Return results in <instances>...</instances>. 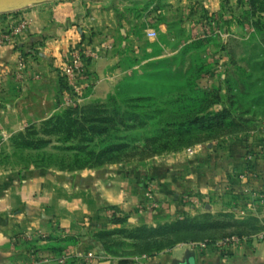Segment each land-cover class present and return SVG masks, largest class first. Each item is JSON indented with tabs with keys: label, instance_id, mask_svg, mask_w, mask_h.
Masks as SVG:
<instances>
[{
	"label": "rangeland",
	"instance_id": "374dc122",
	"mask_svg": "<svg viewBox=\"0 0 264 264\" xmlns=\"http://www.w3.org/2000/svg\"><path fill=\"white\" fill-rule=\"evenodd\" d=\"M62 1L0 12V21L11 20L0 46L18 54L13 82L31 89L0 112V173L113 167L135 176L91 220L100 246L80 252L69 246L73 237H56L10 264H172L200 243L264 234L254 164L264 145L249 144L264 139V0H78L76 21L24 52L17 37L19 27L28 34L25 13ZM91 10L110 13L112 27L77 30L56 63L60 77L48 80L27 65L35 45L76 30ZM72 49L83 64L75 87L60 81ZM235 142L244 146L242 161L227 154Z\"/></svg>",
	"mask_w": 264,
	"mask_h": 264
},
{
	"label": "crops",
	"instance_id": "0c3cea01",
	"mask_svg": "<svg viewBox=\"0 0 264 264\" xmlns=\"http://www.w3.org/2000/svg\"><path fill=\"white\" fill-rule=\"evenodd\" d=\"M77 1L64 0L53 5L30 8L25 13L31 20L28 34L23 35L25 29L19 27L17 40L18 44L23 45L21 49L26 52L34 40L53 34L60 23L76 21ZM8 21L11 22L0 21V29ZM105 23L112 27L110 13L91 10L86 17L79 19L78 28L73 26L76 30L67 28L61 31L60 38H48L43 45H35L36 51H31L33 54L27 56V65L48 80L60 77L56 63L70 44L76 41L77 36L82 31L87 32L85 25L101 26ZM77 30L82 31L77 33ZM17 62L18 54L15 50L10 46H0V112L18 107L31 92L29 87L25 89L21 81L17 84L13 82L18 78ZM60 81L63 83L61 78ZM7 95L13 96L11 100L3 98ZM257 142L250 141L249 144L253 147L255 144L264 145V139ZM243 148L240 142H235L227 147V154L233 161H237L236 157L242 161ZM254 164L264 189V156H257ZM133 176L134 173L127 175L124 170L113 167L72 173L29 167L16 172L0 173V264H10L15 258L23 257L27 250H34L30 246H52L56 237H73L75 243L69 246H77L80 252L100 246L88 232L91 220L104 206L119 201L122 187L127 188ZM40 233L47 238L37 242L32 239L33 234ZM262 235L237 243L196 246L192 249L195 264H264ZM97 264L109 263L100 261Z\"/></svg>",
	"mask_w": 264,
	"mask_h": 264
},
{
	"label": "built area",
	"instance_id": "2783aa9c",
	"mask_svg": "<svg viewBox=\"0 0 264 264\" xmlns=\"http://www.w3.org/2000/svg\"><path fill=\"white\" fill-rule=\"evenodd\" d=\"M148 36L154 35V31L147 32ZM83 64L82 56L78 49H72L69 53V58L61 70L62 80L69 87H75L78 83V78L82 76ZM150 189V188H149ZM264 236V234L262 235ZM207 243H200V247H206Z\"/></svg>",
	"mask_w": 264,
	"mask_h": 264
},
{
	"label": "water",
	"instance_id": "95a60500",
	"mask_svg": "<svg viewBox=\"0 0 264 264\" xmlns=\"http://www.w3.org/2000/svg\"><path fill=\"white\" fill-rule=\"evenodd\" d=\"M44 0H0V12L8 11L13 8H19L28 4L42 2ZM172 264H195L194 252L185 250L182 259H174Z\"/></svg>",
	"mask_w": 264,
	"mask_h": 264
}]
</instances>
